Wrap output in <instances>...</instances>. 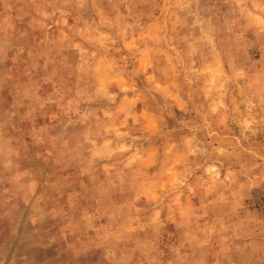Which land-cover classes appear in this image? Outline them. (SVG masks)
<instances>
[{
  "label": "rangeland",
  "instance_id": "374dc122",
  "mask_svg": "<svg viewBox=\"0 0 264 264\" xmlns=\"http://www.w3.org/2000/svg\"><path fill=\"white\" fill-rule=\"evenodd\" d=\"M0 264H264V0H0Z\"/></svg>",
  "mask_w": 264,
  "mask_h": 264
}]
</instances>
